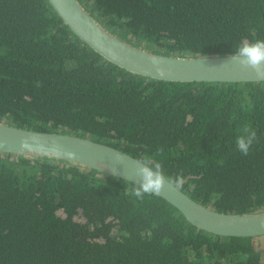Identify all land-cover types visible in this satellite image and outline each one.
<instances>
[{
	"label": "trees",
	"instance_id": "1",
	"mask_svg": "<svg viewBox=\"0 0 264 264\" xmlns=\"http://www.w3.org/2000/svg\"><path fill=\"white\" fill-rule=\"evenodd\" d=\"M162 53H232L264 39V0H79ZM0 121L89 137L159 161L192 199L264 210V82L166 81L82 42L47 0H0ZM245 127L258 139L236 148ZM137 184L0 152V264H264V236L197 228ZM78 215L82 221L74 219Z\"/></svg>",
	"mask_w": 264,
	"mask_h": 264
},
{
	"label": "water",
	"instance_id": "2",
	"mask_svg": "<svg viewBox=\"0 0 264 264\" xmlns=\"http://www.w3.org/2000/svg\"><path fill=\"white\" fill-rule=\"evenodd\" d=\"M78 39L113 63L156 80L166 81H262L252 69L228 60L233 53L174 55L148 51L102 24L79 0H47ZM0 152L67 161L101 173L138 183L135 161L141 158L109 144L70 133L34 130L0 121ZM122 154L124 165L115 163ZM195 227L221 235L264 236V210L220 211L192 199L166 183L162 195Z\"/></svg>",
	"mask_w": 264,
	"mask_h": 264
},
{
	"label": "clouds",
	"instance_id": "3",
	"mask_svg": "<svg viewBox=\"0 0 264 264\" xmlns=\"http://www.w3.org/2000/svg\"><path fill=\"white\" fill-rule=\"evenodd\" d=\"M228 60L238 63L245 70L252 69L258 78L264 79V39H242L234 45V52L228 57ZM243 133L236 137L235 145L242 155H248L252 145L258 139L257 132L245 127ZM114 161L124 165L125 157L122 154H117ZM135 175L139 182L136 183L137 186L133 189L132 195L139 200H143L146 195H162L166 183L172 188L179 189L185 182L182 174L169 177L159 161L149 158L135 161Z\"/></svg>",
	"mask_w": 264,
	"mask_h": 264
},
{
	"label": "rangeland",
	"instance_id": "4",
	"mask_svg": "<svg viewBox=\"0 0 264 264\" xmlns=\"http://www.w3.org/2000/svg\"><path fill=\"white\" fill-rule=\"evenodd\" d=\"M84 5L86 6V4H84ZM86 7H88V6H86ZM91 13L96 17L97 20H99L102 24H104V25H106L107 27H109L110 29H112V30H113L115 33H117L119 36H121V37H123V38H125V39H127V40H129V41H131L132 43H134V44H136V45H138V46H140V47H142V48H144V49H146V50H148V51L161 52V53L163 52V51L158 50V49H156L155 47L151 46L150 44L146 43V41H140L138 38L133 37V36H131L130 34H125V33H124L123 31H121L120 29H116V28H113V27L107 25V24L105 23L104 19H103L101 16H99V15L96 14L95 12H91ZM74 219H76V220H78V221H82V220H83V218L79 217L78 215H75V216H74Z\"/></svg>",
	"mask_w": 264,
	"mask_h": 264
}]
</instances>
